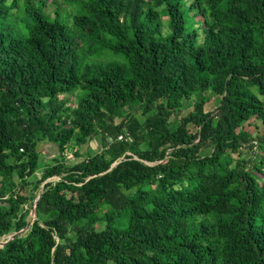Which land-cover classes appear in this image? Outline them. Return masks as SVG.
Masks as SVG:
<instances>
[{"label": "trees", "instance_id": "trees-1", "mask_svg": "<svg viewBox=\"0 0 264 264\" xmlns=\"http://www.w3.org/2000/svg\"><path fill=\"white\" fill-rule=\"evenodd\" d=\"M63 1L0 0V264H264V0Z\"/></svg>", "mask_w": 264, "mask_h": 264}, {"label": "rangeland", "instance_id": "rangeland-1", "mask_svg": "<svg viewBox=\"0 0 264 264\" xmlns=\"http://www.w3.org/2000/svg\"><path fill=\"white\" fill-rule=\"evenodd\" d=\"M46 1H47V5L45 6V10L48 11V12H50V11L53 12V11L58 9V11L63 16H65V14H69V13H72V12L75 11L74 5L66 4L63 0H57L58 3L53 2V0H46ZM96 60H101V58H98ZM103 60H107V59L104 58ZM217 104H218V100L216 98L212 97L211 101L207 102L205 104V110L213 111V110H215ZM177 116H178L177 114H174L173 117H177ZM256 123L259 126L257 129H256V124L255 123L251 124L249 122H246L244 124V128L247 129V130H250L253 134H256L257 132H259V133L262 132V129H263L262 124L260 122H256ZM174 124H175V122L172 124V126ZM90 143H91L90 150L92 152H95V151L100 149L99 140H98L97 137H95ZM38 150L40 151L41 155H40V161H39L40 167L36 171L37 174L41 173V171H42L43 167L45 166V164L52 162V157L56 155V146L51 144V143H49V142L42 141V142H40L38 144ZM82 150L83 151L85 150L83 152L84 156L88 154V148H87L86 145L83 146ZM72 158H74L73 157V151L72 150L66 151L65 159L67 161H69ZM57 178L58 177H52V178H49L48 180H55ZM42 185L43 184L40 185V189L42 188ZM10 234L4 235L2 239L3 240L7 239L10 236Z\"/></svg>", "mask_w": 264, "mask_h": 264}, {"label": "water", "instance_id": "water-1", "mask_svg": "<svg viewBox=\"0 0 264 264\" xmlns=\"http://www.w3.org/2000/svg\"><path fill=\"white\" fill-rule=\"evenodd\" d=\"M44 183V182H43ZM38 200V198L35 200L33 205V210L30 212V218L27 220L25 226L20 229L19 231L13 232L10 234V236L5 240H0V246H2L4 243H6L8 240L14 238L16 235L22 233L23 231L27 230L30 224L33 222V220L36 218V212H35V203Z\"/></svg>", "mask_w": 264, "mask_h": 264}, {"label": "bare ground", "instance_id": "bare-ground-1", "mask_svg": "<svg viewBox=\"0 0 264 264\" xmlns=\"http://www.w3.org/2000/svg\"><path fill=\"white\" fill-rule=\"evenodd\" d=\"M3 238V237H2ZM2 238H0V240H3Z\"/></svg>", "mask_w": 264, "mask_h": 264}]
</instances>
